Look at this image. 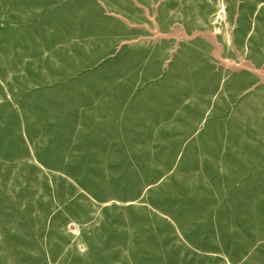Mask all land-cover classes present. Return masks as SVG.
<instances>
[{
    "label": "rangeland",
    "instance_id": "rangeland-1",
    "mask_svg": "<svg viewBox=\"0 0 264 264\" xmlns=\"http://www.w3.org/2000/svg\"><path fill=\"white\" fill-rule=\"evenodd\" d=\"M0 264H264V0H0Z\"/></svg>",
    "mask_w": 264,
    "mask_h": 264
}]
</instances>
